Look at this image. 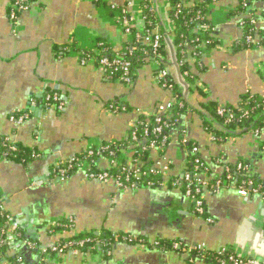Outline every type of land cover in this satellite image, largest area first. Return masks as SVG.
<instances>
[{
	"label": "crops",
	"instance_id": "obj_1",
	"mask_svg": "<svg viewBox=\"0 0 264 264\" xmlns=\"http://www.w3.org/2000/svg\"><path fill=\"white\" fill-rule=\"evenodd\" d=\"M162 29L170 30L167 0H153ZM142 0H112L137 17ZM12 0H0V140L33 150L39 157L23 161H0V207L9 218L8 230L24 228L28 240H10L0 264L25 255L29 264H209L195 253L233 250L243 257L264 261V196L244 197L234 184L219 193H204L205 210L212 224L197 217L180 189L171 188L172 178H182L192 169L188 147L197 146L213 176L243 168L264 181V128L260 133L236 130L217 143L207 133L196 113L188 112L179 133L185 146L174 139L161 154L150 158L170 168L160 189L142 188L120 192L114 182H99L81 167L70 178L55 174L61 162L76 159L92 147L119 142L142 114H153L170 99L147 66L129 88L105 77L93 63L83 65L73 49L95 51L98 42L120 51L129 41L114 13L91 0H37L30 10L10 18ZM239 0H210L207 19L212 22L219 45L196 56L189 50V65L211 100L237 107L245 94L264 96V48L234 52L246 34V21H255V40L264 29V1L239 7ZM245 23V24H244ZM173 72L177 74L176 67ZM264 73V72H263ZM178 77V76H177ZM193 88V86H192ZM194 89V88H193ZM48 91L59 94L63 108L40 107L23 126L10 117L24 112L32 99ZM197 94V93H195ZM199 95H193L196 101ZM120 101L130 111L113 113L109 107ZM182 128V130H181ZM183 144V145H182ZM244 162V163H243ZM101 169H109L107 159ZM244 170V171H245ZM72 219L73 231H54L56 223ZM125 232L149 242L116 243L109 258L63 253L45 256L62 239L86 231ZM179 242L183 250H160L158 242ZM33 243L28 245V243ZM23 254V255H22Z\"/></svg>",
	"mask_w": 264,
	"mask_h": 264
},
{
	"label": "trees",
	"instance_id": "obj_2",
	"mask_svg": "<svg viewBox=\"0 0 264 264\" xmlns=\"http://www.w3.org/2000/svg\"><path fill=\"white\" fill-rule=\"evenodd\" d=\"M13 1V0H12ZM37 0H31L29 6L32 5ZM255 0H239V7L237 10L242 9L243 11L247 10L246 7L249 4L253 3ZM264 1V0H260ZM96 6L104 7L106 10L113 13L111 5L105 0H99L93 2ZM210 3V0H167V14L170 22H173L174 25L169 31H164L162 29L158 15L154 10V4L152 0H142L141 2V11L142 17L145 20L146 30L149 31L152 37L155 36L157 30L161 35V47L156 50V56L161 61V69L166 70V75L159 79L160 72L154 70V77L158 86L176 98L178 103L170 112L171 116L162 115V131L160 133H153L154 129L157 128L156 116L157 114H152V116H146L142 114L139 116L138 120L133 126L130 127L126 136L122 141L105 143L102 145L106 149L107 154L97 155V147H92L89 150L83 152L76 159H70L65 162H61L59 167L56 168L55 174L61 179H68L70 176L78 171L79 168L88 166L87 175H99L104 171L110 172L113 178L120 179L123 184L119 187L120 192H125L127 190H138L142 188H151V189H160L164 184L165 180L162 175H144L140 179L132 178L133 171L128 169V162L122 161L121 165L118 167L111 166L109 169L102 170L101 161L105 158H111L109 156L112 152H117V157L111 159H118L122 151H134L138 150L136 157L143 165L150 164V157L152 156L149 149H142V147H137V145L132 144H143V138L148 131L149 141L144 143L146 147L151 146L152 144L156 147H162V153L168 148L171 142L174 139L179 140L183 143V132L179 133L180 126L182 125L183 119L186 117L188 112L196 113L199 115L202 122L204 130L211 134L215 138L217 143H222L227 137L232 136V133L236 130H243L245 132H256L260 133L264 128V96L256 94H245L242 97L241 102L237 107L232 106H221L218 102H215L210 99L209 94L204 86L200 85L194 86L195 83L199 82L198 77L192 72L189 65V50L195 48L196 56L202 55L205 51L214 50L220 43L219 39L216 37V32L211 21L207 19V5ZM124 17H131L129 13L124 14ZM245 24V23H244ZM204 27H208V31H204ZM246 34L244 35L241 42L236 43L234 52H240L243 50H249L253 48H264V29L259 31V39L254 40L255 37V27L251 19L246 21V26H244ZM132 35L129 37V41L123 45V48L120 51H114L111 47L103 42H98L97 52L87 51L84 49L78 48L74 45L75 49L79 54L82 60L86 61V64L93 63L98 68L101 67L100 61L103 59H109L112 63L114 60L121 61L122 63H128V78L129 82H121L120 78L124 75V69L120 67L116 70V65L113 63L106 68L105 77L114 81L120 82L126 85L129 88H133L137 83L140 72L146 68L150 61L155 57L154 50L150 43L143 41L137 37V31L132 30ZM253 37V42L247 41V36ZM167 37L170 38L172 46L174 48L175 57L177 60L178 68L183 76L184 82L188 87V94H186L184 86L176 82L177 75L173 72V65L171 63V55L169 53V46L167 42ZM101 45V46H100ZM99 51V52H98ZM200 58V57H199ZM264 67V66H263ZM264 70H260V75L264 78ZM193 86V88H192ZM56 92L48 91L47 94H54ZM197 93V94H195ZM45 95V96H46ZM193 95H199L200 98L196 103L192 100ZM44 96V97H45ZM44 97L40 100L35 99L40 103V107L45 108L44 106ZM171 98V97H170ZM123 102L116 101L111 105H119ZM124 105V104H123ZM125 106V112H128L130 109L128 106ZM39 107V108H40ZM37 108V109H39ZM37 109L31 110L29 107L25 112L29 117H33L34 111ZM221 110H225L224 114H220ZM24 112H19L14 114L19 116ZM230 116L233 117L230 120ZM133 136L137 137V140L134 141ZM8 139L0 140V161L5 160H14V161H23L28 163L36 158V154L33 150L25 148L21 145H15L17 148L16 151L10 152L9 158H4L5 147L2 146L3 143ZM183 145V144H182ZM132 146L134 148H132ZM185 146V144H184ZM193 145L192 143L188 147L189 154L192 153ZM90 152H94L93 155H90ZM196 158L193 154L190 155V162ZM132 159V158H131ZM135 162L134 159H132ZM244 163V162H243ZM148 167V166H147ZM123 168H126V171H123ZM231 172H227L221 176L222 184L227 188L233 186L234 184L243 185L250 193L254 194L264 192V181H262L257 176H251L248 171L244 168L241 171L237 169V166H229ZM245 170V171H244ZM182 180V178H178ZM180 185H171L169 187L180 189L182 194L186 195V183L180 181ZM252 182V186L249 183ZM215 181L210 182V186L214 185ZM212 190V189H210ZM194 210V206H192ZM195 214V213H194ZM198 217V216H197ZM205 217H208L207 212ZM204 217V218H205ZM8 222L7 213L1 210L0 207V261L6 257L8 249L10 248V233L8 232ZM71 222L64 220L61 222V226L56 228L54 231H65L68 232L71 229ZM16 238L19 240L25 241L28 240L25 234L24 228H19L16 233ZM116 243H126L128 245H136L137 243H145L149 245V242L142 239L141 237L134 236L133 234L125 232H111V231H86L79 233L74 236H70L67 239H62L57 243L58 246H63L65 244L69 245V248L65 249V253H70L72 250H78L85 257H92L94 255H101L105 258H109V253L112 251V248ZM180 244V251L183 250L184 246L179 242H166L161 241L157 243V246L160 250H170L173 248L174 244ZM199 258L203 259L206 263L209 264H221L223 260H227L230 254H236L234 251L228 250L222 253V250L218 252H210L208 250L199 251L198 249L194 250ZM23 255V254H22ZM54 252H51V256H55ZM11 264H29V261L25 255L20 257H10L8 258ZM227 264H232L227 262Z\"/></svg>",
	"mask_w": 264,
	"mask_h": 264
},
{
	"label": "built area",
	"instance_id": "obj_3",
	"mask_svg": "<svg viewBox=\"0 0 264 264\" xmlns=\"http://www.w3.org/2000/svg\"><path fill=\"white\" fill-rule=\"evenodd\" d=\"M31 0H13L11 5H10V18L12 21H15L16 18L18 17V14L27 10H30V3ZM92 2H97L99 0H91ZM106 2H108L111 5V9L116 17L117 22L120 24V26L122 27V30L124 31V33L131 37L132 35V30L135 29L138 33H137V37L141 40L142 37L143 41L150 43V45L152 46L153 50H154V54L155 57L150 61L148 66H152V68H154L155 70H158L160 72L159 74V79L163 78L166 75V70H160L161 69V61L159 60V58L156 56V50L161 47V35L159 33V31L157 30V33L155 34L154 37H152L151 33L149 31L146 30V24H145V20L142 16L137 17L134 13L132 14V12H128L126 7H119L117 4H113L112 0H105ZM153 1V0H152ZM154 4V8L156 6V2L153 1ZM129 13L131 15V17H124V14ZM253 25L256 24L255 21H252ZM170 26L172 27L174 25L173 22H169ZM170 27V29H171ZM209 28L208 27H204V31H208ZM169 31V30H168ZM169 38V37H167ZM170 40V38H169ZM255 40V38H254ZM253 37L251 36H247V41L248 42H253ZM171 41V40H170ZM101 46V45H100ZM169 46V45H168ZM95 52H97V50H95ZM99 52V51H98ZM169 53L171 55V50L169 47ZM201 56V54H200ZM81 63L83 65H87L85 60L81 59ZM114 65H116V70H118L120 67H122L124 69V75L120 78L121 82H129V78H128V68H129V64L128 63H122L121 61H116L114 60L112 62ZM110 62L109 59H103L100 61L101 67L99 68L101 70V72L105 75L106 73V68L108 66H110L112 64ZM173 64V59H172V55H171V63ZM182 80L183 76L181 75ZM176 82L178 84H181L180 81L177 80ZM182 85V84H181ZM173 95V94H172ZM172 95L170 94V99L165 102L164 104H160L157 106L156 111L153 114H157L156 116V123H157V128L154 129L153 133H160L162 131V128L160 126H162V115H167L168 117L171 116V111L173 110V108L176 106V104L178 103L177 99L172 97ZM44 106L47 107H51V106H57L59 109L63 108V102L61 100V97L59 96L58 93H54V94H47L44 97ZM40 107V103L35 100L32 99L30 101V106L29 108L31 110L33 109H37ZM110 111L113 113H118V112H125V106L122 104L119 105H110L109 107ZM220 114H224L225 110H221L219 112ZM146 116H152V114H145ZM30 119L28 114L22 113L19 114V116L16 115H12L10 117V121L12 122V124H14L17 127L23 126L28 120ZM233 117L230 116V120H232ZM150 133H148V131L145 134V138H143V144L149 141V138L147 136H149ZM134 141L137 140L136 136H133ZM139 145V144H132V145H137V147H142V149H149L150 153H153V156L155 155H159L162 153V147H156L153 144L149 147H146L145 145ZM183 144H185V141H183ZM6 149H5V154H4V158H9V154L10 152H14L17 150V148L15 146H13L12 143H10L8 140L5 141V143H3V145ZM132 148H134L132 146ZM107 154L106 149L102 146L97 147L96 150V154L97 155H103ZM138 150L134 149V151H122L120 153V156L118 159H111V158H115L117 157V152H112L109 154V156L111 158H108L107 160L110 162V167H118L121 165L122 161H125L126 163L128 162V169L132 170V178L135 179H140L141 177H143L144 175H162L164 178L169 176V172H170V168L168 166H163L162 163H160L161 161H157V163L151 162L150 164H145L143 165L142 162H140L138 160V158H133L136 157V154H138ZM94 152H90V155H93ZM194 156H196V158H194L192 160V169L188 170L187 172H185L183 174L182 180H178L177 178H172L171 181H173V185H180V181H184L186 183V196L189 199L190 203L192 206H194V210L193 212L195 213L196 216H198L199 218L203 219L206 223L208 224H212L213 220L210 217H205V202H204V193L207 190L212 189L214 192L219 193L221 190H223L224 188H227L225 185L222 184V181L219 177L217 176H213L209 170V168L206 166L203 158L200 156V151L199 148L197 146H193L192 149V153ZM190 154V155H191ZM39 157L36 155V158ZM135 160V162L132 161V159ZM152 158V157H150ZM106 159V158H105ZM7 161V160H5ZM151 161V160H150ZM148 166V167H147ZM84 167H88L87 165ZM89 168V167H88ZM88 170V169H87ZM123 171H126V168H123ZM88 176V175H87ZM89 177V176H88ZM90 179L93 180H97L99 182H114L117 189L119 190V187H121L123 184L121 183L120 179L117 178H113L112 174L110 172L104 171L102 174L99 175H91L89 177ZM215 181L214 185L210 186V182ZM250 186H252V182L249 183ZM120 191V190H119ZM129 191V190H127ZM239 193L240 195L244 196V197H249L252 193H250L249 191H247V189L245 188V186L243 187H239ZM254 194H260L262 196H264V192L262 193H257L255 191ZM205 217V218H204ZM9 219V218H8ZM68 221H70L71 224V229L70 231H73V227H74V221L72 219H68ZM62 222V221H61ZM61 222L60 223H56L54 227L58 228L61 226ZM18 231V226L16 224H14L11 228V230H8V232L10 233V240H14L16 238V233ZM68 231V232H70ZM65 232V231H63ZM1 242V241H0ZM33 243H28V245H31ZM180 244H174L173 245V249L176 250L178 248H180ZM69 248L68 244H65L63 246H58V245H54L52 246L50 249L48 250H41V254L45 255V256H49L51 255V252H54L56 255L59 254H63L65 253V249ZM197 249L199 251H205L206 249L204 247H197ZM229 249H222V253L228 251ZM233 251V250H231ZM70 253L77 255L80 254V252L78 250H72L70 251ZM55 255V256H56ZM227 262H230L232 264H264L263 260H259L257 258H253V257H243V256H239L238 254H230V256L228 257L227 260H223L220 263L221 264H227Z\"/></svg>",
	"mask_w": 264,
	"mask_h": 264
},
{
	"label": "water",
	"instance_id": "obj_4",
	"mask_svg": "<svg viewBox=\"0 0 264 264\" xmlns=\"http://www.w3.org/2000/svg\"><path fill=\"white\" fill-rule=\"evenodd\" d=\"M167 42H168V45H169L170 50H171V55H172V59H173V64H174V66H175L176 69H177L178 80L180 81V83L182 84V86H184L185 91H186V94H188V92H189L188 87H187L186 83H185V82L182 80V78H181V73H180V71H179L178 64H177V60H176L175 53H174V48H173L172 43H171V41L169 40V38H167ZM181 130H182V128H181Z\"/></svg>",
	"mask_w": 264,
	"mask_h": 264
}]
</instances>
